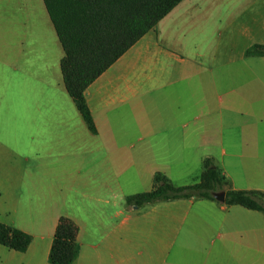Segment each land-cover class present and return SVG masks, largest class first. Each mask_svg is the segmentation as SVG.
Instances as JSON below:
<instances>
[{
	"label": "crops",
	"instance_id": "0c3cea01",
	"mask_svg": "<svg viewBox=\"0 0 264 264\" xmlns=\"http://www.w3.org/2000/svg\"><path fill=\"white\" fill-rule=\"evenodd\" d=\"M264 0H182L85 91L67 94L43 0H0V223L32 236L0 264H50L60 217L72 264H264V214L177 199L135 207L155 175L264 193Z\"/></svg>",
	"mask_w": 264,
	"mask_h": 264
},
{
	"label": "trees",
	"instance_id": "16d2710c",
	"mask_svg": "<svg viewBox=\"0 0 264 264\" xmlns=\"http://www.w3.org/2000/svg\"><path fill=\"white\" fill-rule=\"evenodd\" d=\"M182 0H43L64 56L60 61L63 85L87 129L96 128L85 99V91L99 76L157 24ZM245 56H264V44H255ZM225 178L209 159L203 162L199 181L175 187L157 174L150 191L126 197L127 205L140 207L177 199L217 202L213 193L224 192L221 203L264 214V193L224 191ZM78 227L69 218L58 219L49 251L50 264H72L77 255ZM32 236L0 223V245L25 252Z\"/></svg>",
	"mask_w": 264,
	"mask_h": 264
},
{
	"label": "water",
	"instance_id": "95a60500",
	"mask_svg": "<svg viewBox=\"0 0 264 264\" xmlns=\"http://www.w3.org/2000/svg\"><path fill=\"white\" fill-rule=\"evenodd\" d=\"M213 197L219 203H223L224 202V199H225L224 192H216V193H213Z\"/></svg>",
	"mask_w": 264,
	"mask_h": 264
},
{
	"label": "rangeland",
	"instance_id": "374dc122",
	"mask_svg": "<svg viewBox=\"0 0 264 264\" xmlns=\"http://www.w3.org/2000/svg\"><path fill=\"white\" fill-rule=\"evenodd\" d=\"M223 188H224V185H223Z\"/></svg>",
	"mask_w": 264,
	"mask_h": 264
}]
</instances>
